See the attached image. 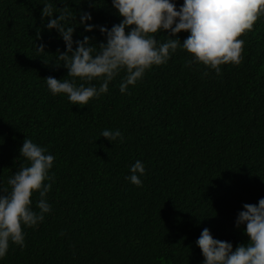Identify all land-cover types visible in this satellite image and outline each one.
<instances>
[{"label":"trees","instance_id":"trees-1","mask_svg":"<svg viewBox=\"0 0 264 264\" xmlns=\"http://www.w3.org/2000/svg\"><path fill=\"white\" fill-rule=\"evenodd\" d=\"M45 4L53 18L68 6L73 39L97 45L105 35L85 31L80 13L108 29L122 20L112 0H0V194L29 164L20 156L26 137L55 157L45 181L51 211L23 226L25 246L10 242L0 264H203L204 228L234 250L247 244L246 225L235 222L244 204L264 198V20L242 39V62L221 65L219 75L181 46L125 93L122 70L107 93L73 105L44 79H72L58 59L62 37L41 18ZM152 35L164 43L171 34ZM104 130H119L123 142ZM137 160L139 187L127 179ZM39 199L34 192L37 212Z\"/></svg>","mask_w":264,"mask_h":264},{"label":"clouds","instance_id":"clouds-1","mask_svg":"<svg viewBox=\"0 0 264 264\" xmlns=\"http://www.w3.org/2000/svg\"><path fill=\"white\" fill-rule=\"evenodd\" d=\"M112 5L122 20L111 29L86 23L92 20L91 14L80 13V24L85 31L92 32L99 27L105 35L106 40L98 45L88 36L82 40L73 39L75 27L67 26L72 17L68 6L61 8L58 17L53 18L52 4L43 5L41 18L48 19L47 29H55L62 37L66 51L58 52V59L67 69V76L72 77L71 80L44 78L53 95L66 94L73 105H87L91 99L107 93L109 82L124 70L126 76L120 84L123 94L153 65L167 63L170 55L181 46L196 61L210 66L219 75L221 65L242 62L245 43L242 39L252 37L251 32L260 20H264V0H183L179 10L172 0H112ZM161 31L171 34L167 42L158 43L152 35ZM182 31L190 33L183 42L171 38ZM37 38H40L39 32ZM37 48L45 52V45ZM192 62L189 61V65ZM76 78L88 82L89 86L77 84ZM94 79L101 81L98 87L90 83ZM101 136L110 141L121 138L123 142L119 130H104ZM47 153L45 147L31 139L24 140L20 156L29 164L8 179L11 192L0 194V258L6 255L10 242L23 248V226H36L51 211L46 199L51 183L45 181L54 179L49 171L55 157ZM131 173L127 179L142 186L140 176L145 174V167L141 161L131 166ZM34 192L39 193V212L31 207ZM243 208L235 224L238 228L246 225L247 244H240L234 250L232 243L215 239L210 230L204 228L196 241L204 257L203 264H264V198L258 204L246 203Z\"/></svg>","mask_w":264,"mask_h":264}]
</instances>
